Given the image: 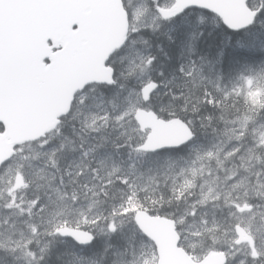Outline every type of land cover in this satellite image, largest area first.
<instances>
[{"label": "snow or ice", "instance_id": "1", "mask_svg": "<svg viewBox=\"0 0 264 264\" xmlns=\"http://www.w3.org/2000/svg\"><path fill=\"white\" fill-rule=\"evenodd\" d=\"M98 3L0 0V96L21 72L19 53L26 38L41 48L47 40L52 53H59L35 56L31 64L34 83L42 85L61 73L79 44L88 39V11ZM119 4L122 40L99 57L100 75L72 95L57 129L39 143L46 159L35 165L27 155L0 161V169L9 173L15 163L14 171L21 179L25 167L42 171L49 162L52 165L49 187L43 193L37 190L27 205L22 199L17 201L13 193L18 186L9 180L10 199L3 205L5 219L0 220V235L8 234V247L0 256L11 253L13 264L21 259L24 264H49L53 246L60 242L71 244L72 255L81 261L95 257L92 264H159L158 246L146 240L141 217L175 220L181 215L187 221H180L183 227L199 226L196 233L207 234L213 243L221 229L232 238V244L221 250L223 264H264V249L246 250L239 239V232L250 229L253 218L264 217V212L256 211L264 208V134L259 141L255 139V124L264 127V90L253 88L258 79H264V0H244L249 19L238 26L206 3L143 0L140 6V0H119ZM52 36L61 42L53 46ZM140 112L154 113L160 124L183 122L188 139L147 150L155 131L138 123ZM250 112L255 113V121ZM196 118L201 128L213 133L211 148L197 157L209 161L208 179L198 185L201 198L191 199L193 193L178 191L168 182L164 187L170 194L165 196L159 182L165 166L153 168L150 158L168 148L193 144ZM64 125L71 129L68 144L73 145L74 160L61 166L65 145L55 140ZM221 131L231 133L227 143ZM102 150L127 159L105 176L103 158H98ZM137 157L148 165L147 170ZM153 172L152 195L147 191L141 195L145 177L152 179ZM36 178L43 179L40 172ZM217 182L221 190L211 186L203 190L205 184ZM116 184L122 185L124 196L109 204V188ZM249 185L254 196L249 195ZM192 186L187 182V187ZM88 200L93 203L87 204ZM208 203L221 212L227 209L222 223L214 212L210 217ZM165 205L175 211H166ZM66 208L77 210L78 215L66 217L62 211ZM17 224L21 225L18 229ZM63 255L58 253L57 260Z\"/></svg>", "mask_w": 264, "mask_h": 264}, {"label": "water", "instance_id": "2", "mask_svg": "<svg viewBox=\"0 0 264 264\" xmlns=\"http://www.w3.org/2000/svg\"><path fill=\"white\" fill-rule=\"evenodd\" d=\"M187 2L209 4L233 25L238 26L249 19L244 0H187ZM88 15L91 20L88 39L79 44L73 58L65 63L63 71L42 85L37 86L34 83L31 74L32 61L40 52L52 56H58L59 53L51 54L47 40L42 42V48L31 38H26L22 42L19 53L21 72L10 82L6 94L0 96V121L4 122V131L0 133V161L12 158L16 146L36 141L55 129L59 124V118L67 112L72 95L84 83L100 75L96 66L99 57L118 46L122 40L124 23L119 0H99L95 7L89 9ZM51 38L55 45L61 42L55 36ZM151 122L146 126L152 127L155 132L166 131V124L158 126L160 123L155 117ZM167 127L176 135L181 133L188 136V130L182 122L172 123ZM17 183L18 188L24 185L21 178ZM141 223L158 246L159 264H196L178 248L179 238L172 221L141 217ZM240 236L241 241L249 240L243 233H240ZM223 262V256L211 254L200 264Z\"/></svg>", "mask_w": 264, "mask_h": 264}, {"label": "rangeland", "instance_id": "3", "mask_svg": "<svg viewBox=\"0 0 264 264\" xmlns=\"http://www.w3.org/2000/svg\"><path fill=\"white\" fill-rule=\"evenodd\" d=\"M140 6H143V2L142 1H140ZM253 88L254 89H258L257 81L253 85ZM257 111H260L259 107L257 108ZM250 113L251 114H249V115H252L253 121H255L257 119L256 115L254 113H252V112H250ZM220 127L224 128V125H220ZM255 129H256V132H257V130L262 129V127L258 124L255 127ZM262 134H264V130H262L260 132V134L259 133L255 134V139L257 141H259L260 136ZM228 135H230V134H228ZM228 135H227L226 138L223 139L224 143L228 142ZM225 136L226 135H223V137H225ZM57 139H61V141L64 142V140L60 136V133L57 135ZM194 144L195 143H193L189 147V149L187 151L188 157L181 158L179 161H173L171 159H166V155H165V160L164 159H160V160L156 161V163L153 160H151L153 168H155L158 164L165 166V171H161L160 176H159V180H161L162 183H165V182L169 181L168 182L169 186L174 188V185H172L171 182H176L179 179H183V180L197 179L199 184L201 182H203V180L208 179V175H207L208 174V163H209L208 158L205 157L203 160H201V159H197V157L198 156H203L205 151L208 150L209 148H211L212 144H211V146L208 145L209 147L207 145H204V144H201V143H199V144L197 143L195 145ZM220 146L222 147L223 145H220ZM38 148L40 149L39 145H38V147H29V148L24 147V148H22L23 152L21 153L19 151V154H18L17 157H19L20 155L29 156L28 153L30 151L37 150ZM68 150H70V148H68ZM199 151H201V152L199 153ZM40 154H41L42 157L46 158L44 156V153L41 152V150H40ZM64 154H65V151L63 152V159L65 157ZM98 156L100 158H103V166L107 170V171H105L103 173L105 176H107V172L108 171H112L113 169H118L120 167L115 162L111 163V161H112L111 158L106 157V153L103 150L99 152ZM63 159L59 160V163H60L61 166L63 164V161H62ZM15 167H16V164L13 163V165H12L13 172L12 173H9L7 169H3L2 173L0 174V220L5 219V216L3 215V212H4L3 205H4V203H2L1 201H7V200L10 199L9 194H8V190H9V187H10L9 180L11 179L12 184H14V178L16 176V173L14 171ZM51 167H52V165H51ZM33 168H35V167H33ZM181 168L183 169V171L180 170ZM213 168H214V166H213ZM46 169H47L46 172H43V173H42V171L38 170V172H40V176L43 177V179L36 178V173L29 174V176H30V181L29 182L31 184L32 190H31L30 193H26L25 194V196L27 198H29V201H31L33 199V197H34V195H35L37 190H39L41 193H43L45 191V189H47L49 187V183L52 180V177L50 175L51 170L48 169L47 167H46ZM193 172H195V177L193 176ZM152 176H153L152 179H149L148 177H145V179H144V189L151 190V184L154 183V180H155V177H156V173L153 172ZM37 186H39V188ZM209 186H211V187H213V188H215L216 190L219 191V188L217 187V184H205L203 190L206 192ZM194 188L197 190V192L199 193V196L201 198V189H200V187L199 186L198 187L194 186ZM160 189L161 190L162 189H166L164 187V184L162 186H160ZM113 193L114 194H118V195L122 194V190H121V185L120 184L114 185V192ZM158 194H156V195H158ZM166 194H168V195L170 194L168 189H166ZM150 195H152V194H150ZM86 203L87 204H91V203H93V201L92 200H88V201H86ZM98 206L99 205H97V207ZM205 207H206L207 210H209V208L213 209L211 203L206 204ZM166 209H168L169 211H175L174 208L169 209V208H167V206H166ZM213 210H216V209H213ZM62 211H63V213H73L75 210L71 209V208H66V209H63ZM49 215H51V214H49ZM179 218L181 219L182 216L179 215ZM180 221L181 220H178V223L181 226ZM185 223H187L186 220H185ZM196 227H199V226L183 227L182 231L180 229V233H181V235L183 236V239H184V245L193 246L195 244L196 245L199 244L200 234L196 233V231H195ZM3 238H8V234L5 233L3 235H0V245H6L7 246L8 243H7V241H4ZM16 238H19V233L18 232H17V237ZM259 245H260L259 249H264V242H262V240H259ZM200 257L201 256H198V258H200ZM1 259H0V264H5L3 262V260H1ZM3 259H5L6 262L13 261L12 254H7V256H4ZM68 261H71V260H68ZM15 262H17V261H15ZM66 264H68V262Z\"/></svg>", "mask_w": 264, "mask_h": 264}, {"label": "trees", "instance_id": "4", "mask_svg": "<svg viewBox=\"0 0 264 264\" xmlns=\"http://www.w3.org/2000/svg\"><path fill=\"white\" fill-rule=\"evenodd\" d=\"M249 114H251V113H249ZM199 125H200V120H199V118H196L195 124L193 125V128H194L195 132L197 133V135L198 136L200 135L199 137H208V135L213 134L211 129H204V128H201ZM221 130H223V128H221ZM201 131L203 132V134L207 133V135L205 136V135L200 134ZM209 131H211V132H209ZM221 132L222 133H220V134H223V131H221ZM69 136H70V134H69ZM179 187H180V189L178 191H188L189 192L188 189H186L184 187L182 188L181 186H179ZM121 188H122V185H121ZM161 191L164 192L165 196H168V194H166V190L165 189H163ZM113 192H114V186H110V188H109V198H108L109 200H114V201L118 202L120 200V198L124 196V192L123 191H122L121 195L114 194ZM143 194H144V191L141 190V195H143ZM190 198H192V197H190ZM193 198H194V194H193ZM23 201L25 202L26 205L30 202L27 197H24ZM221 202H223V201L221 200ZM159 206L160 205L158 204L157 207H159ZM165 210L169 211L168 209H166V205H165ZM216 233L220 234L221 231L216 232ZM41 241L43 243H46V241H44V240H41ZM53 247H54L55 251L53 252V254L51 256V259L49 260V264H66L68 262V260H71L73 258L79 259L78 255L77 256L72 255V251H73L72 247L71 248H62L61 246H58V245H54ZM58 253H65V255H63L60 260H57V254ZM8 254H11V253H8ZM92 259H95V257H93Z\"/></svg>", "mask_w": 264, "mask_h": 264}, {"label": "bare ground", "instance_id": "5", "mask_svg": "<svg viewBox=\"0 0 264 264\" xmlns=\"http://www.w3.org/2000/svg\"><path fill=\"white\" fill-rule=\"evenodd\" d=\"M255 114V113H254ZM209 132H211V131H209ZM222 133V132H221ZM200 134H202V135H207V133H205V134H203V132L201 131L200 132ZM210 134V133H209ZM221 135V138L222 139H224V138H226L227 137V135L225 136V137H223V134H220ZM200 136V135H199ZM209 137H211V138H213V134H210V135H208ZM164 138H166V135L164 136ZM199 144V143H198ZM195 145V144H194ZM197 146V145H196ZM211 146V145H210ZM209 147V146H208ZM207 147V148H208ZM194 148V147H193ZM205 148V147H204ZM196 150V149H195ZM201 151H199V153H200ZM193 154V153H192ZM143 190V189H142ZM114 200H109V204H111L112 202H113ZM178 217H179V215H178ZM1 260H3V262L5 263V264H13V261H11V262H6V260L5 259H1ZM16 263V262H15Z\"/></svg>", "mask_w": 264, "mask_h": 264}]
</instances>
